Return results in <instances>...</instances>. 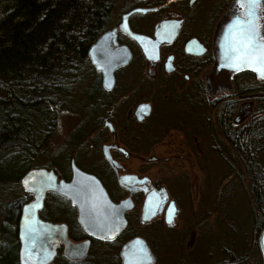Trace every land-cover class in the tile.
Instances as JSON below:
<instances>
[{"label":"flooded vegetation","instance_id":"1","mask_svg":"<svg viewBox=\"0 0 264 264\" xmlns=\"http://www.w3.org/2000/svg\"><path fill=\"white\" fill-rule=\"evenodd\" d=\"M134 9L145 12L129 15L128 26L150 39L147 55L119 30L123 15ZM247 11L240 0H131L116 16L105 30H114L108 47H124L130 58L113 70L107 89L102 73L91 64L93 97L85 123L88 127L93 121L92 129L62 155L63 167L50 157L53 163L45 168L65 184L76 168L102 186L108 201L92 205L86 222L74 192L46 190L35 214V193L25 188L13 233L20 264H50L55 259L83 264L86 258L93 263L97 257L90 253L96 245L105 246L106 254H101L107 263L101 264H125L124 254L133 242L137 250L140 243L146 246L157 264V234L177 228L182 218V200L166 185L167 171L191 170L194 161H203L209 152L223 155L224 128L244 124L256 101L264 106L257 99L264 95V78L227 68L221 52L225 30L238 18L249 19ZM253 11L258 41L264 42V0ZM183 172L172 177L180 181ZM89 186L81 190L87 193ZM184 197L191 201L187 192ZM47 223L56 229L47 230ZM78 245L85 246L80 257Z\"/></svg>","mask_w":264,"mask_h":264},{"label":"trees","instance_id":"2","mask_svg":"<svg viewBox=\"0 0 264 264\" xmlns=\"http://www.w3.org/2000/svg\"><path fill=\"white\" fill-rule=\"evenodd\" d=\"M120 1L0 0V205L18 178L42 160L38 154L55 127L51 118L65 106L59 89L76 79L90 45L115 21ZM224 135L240 156L234 179L247 184L251 194L254 244L246 254L261 264L255 243L264 226V106L244 124L225 127ZM8 248L0 241V264H18L17 252ZM230 256L221 264H243L244 258Z\"/></svg>","mask_w":264,"mask_h":264},{"label":"rangeland","instance_id":"3","mask_svg":"<svg viewBox=\"0 0 264 264\" xmlns=\"http://www.w3.org/2000/svg\"><path fill=\"white\" fill-rule=\"evenodd\" d=\"M130 2L131 0H121L115 10L116 16L119 17L118 14L121 13ZM102 33L98 37H100ZM94 43L96 42H93L90 47L94 45ZM85 61L86 63L81 62L79 65V69L75 74L76 79L62 83L63 89H59L61 92H59L58 99L62 100L65 106L61 111L60 109L55 111L57 114L56 118L50 116L54 121L55 127L48 132L46 136L47 139L42 144L43 147L38 154L41 158L51 157L56 166L60 168L63 167L62 155L68 151L70 152V150L73 149L72 145L77 142L83 134L88 135L94 123L92 121L88 127H86L87 125L85 123L88 118L87 113H90L88 110L92 101L91 97H93L92 87L94 82L93 69L91 68L92 62L88 51ZM92 65L94 66V64ZM239 77H243V75ZM246 79L248 80V78ZM241 82H244V80ZM257 99L260 100L259 105L264 104V95L258 94ZM255 106H257L256 109L261 107L258 106V101H256ZM212 119H214V117ZM80 129L81 133H79ZM209 133L214 137L213 133L215 132L212 133L209 130ZM89 137L90 135L87 138ZM84 143L86 142L84 141ZM85 147L88 148V145ZM222 151V157L209 152V156L207 155L203 161H194L191 170L187 169L186 172H183V169L177 170V172H175L177 175L182 172L186 174L180 181L177 176V179L173 178L175 173L167 171L166 174L168 176L166 177V185L175 196H179V199L182 200V218L177 228L161 231V233L159 231V234H157L159 235V237L156 238L158 246L157 264L228 263L231 261V259H229L231 253L235 259L244 258L243 264H255L254 259L250 260V255L246 254L248 248H251V246L253 248L254 244L251 241L253 240V237L251 239L252 223L248 219L249 208L251 206V194L247 184L243 183L242 185L234 179L235 175L240 172L237 165L240 161V156L239 153L233 151L227 139L224 141ZM35 162L36 164H42L44 161L36 160ZM154 172L155 171H153V174ZM175 190L178 192H174ZM185 192L190 195V202L187 200L185 201ZM190 192H192V195ZM24 193L25 189L22 188V186L18 187L13 185V190L6 193V197L4 198L5 207L11 208L16 204H20ZM12 226L13 225L8 224L7 221L5 222L4 216L0 213V241L6 242V238L10 240L11 233L13 234L14 230H11ZM257 236L258 234L256 235L255 245L260 257ZM241 238H245L246 242L241 240ZM16 239L17 238H12L9 244L11 249L17 252V262L20 264L17 250L19 242H17ZM104 248L105 246L102 247V245L93 246L90 257L94 255L97 257V260L91 263L92 259L86 258L83 264L89 262V259V264H101L100 262L107 263V261H105L107 259H104V254H101L105 253ZM116 254L117 253L114 252V256ZM56 261L55 259L50 264H60ZM111 261L113 260L111 259ZM153 261L154 260L149 264H153Z\"/></svg>","mask_w":264,"mask_h":264},{"label":"water","instance_id":"4","mask_svg":"<svg viewBox=\"0 0 264 264\" xmlns=\"http://www.w3.org/2000/svg\"><path fill=\"white\" fill-rule=\"evenodd\" d=\"M135 12H145V10L134 9L128 12L127 14L123 15L122 20L119 24V30L124 34H126L130 39L134 40L141 47L143 53L147 55L150 39L145 36L133 33L128 26V22H127L128 17L129 15ZM247 28L235 22L231 26H228L227 29L225 30L224 35L222 37V40H224V45L221 47V52L224 54V58L226 61L224 65L227 66V68L233 70L235 69L240 71L248 70L256 74L258 78H263L255 70V66H249V64L247 63H240L239 67L229 66L231 63L235 62L232 59V57H234L237 54L235 49L237 47L239 29H247ZM113 33L114 30L103 33L98 38L96 43L93 46H91L88 51L92 64H94L96 70L98 72L100 71L103 75L102 82L104 88L106 89L109 88L108 82L110 81L111 84L113 82V75H112L113 70L118 65L125 64L130 58V54L124 47H122L118 51L109 50L108 45H109V41L113 38L112 35ZM256 39L258 41V36H256ZM83 183H86V185H90L88 191H86L88 194L85 192L79 193L80 190L83 188L81 186ZM23 184H25V186H27L30 190H33L35 192L36 204L34 205L33 208L35 214L42 207V200L44 197V193L46 190H48V188L59 189L61 192L66 193L68 195L74 192L75 197L78 198L80 212L84 218L88 212L92 211L93 209L92 205H104V203L108 201V198L102 186L96 180L87 178L76 168H73V177L71 182L68 184H65L64 182L56 183L52 176L46 175L41 170L31 171L28 174H26L25 179H23ZM96 192L98 193L99 196H96V199H93L95 197L92 198L91 194H95ZM35 219H33V221ZM85 221L87 222L86 218ZM43 225H47L46 226L47 230L50 231L55 230L56 229L55 227H57V226L52 227L51 224L49 223ZM25 230L26 229L24 228L23 231L25 232ZM43 230L46 231V228H43ZM133 243L130 245V247L132 246L130 251L124 254L125 264L151 263L152 258L150 257V254L146 246L140 243V246H138L139 250H137L136 247L133 246ZM257 245L260 253L261 264H264V226L261 228V230L258 233ZM75 251L77 256L80 257L84 254L85 246L78 245Z\"/></svg>","mask_w":264,"mask_h":264},{"label":"snow or ice","instance_id":"5","mask_svg":"<svg viewBox=\"0 0 264 264\" xmlns=\"http://www.w3.org/2000/svg\"><path fill=\"white\" fill-rule=\"evenodd\" d=\"M242 6L247 7L246 15L249 19L245 20L238 18L237 24L250 25L247 29H239L237 54L232 57L235 61L230 67H239L240 63H247L249 66H255V70L261 77H264V42H259L256 39L257 33L253 24L256 18V13L253 11L259 6V0H240Z\"/></svg>","mask_w":264,"mask_h":264},{"label":"bare ground","instance_id":"6","mask_svg":"<svg viewBox=\"0 0 264 264\" xmlns=\"http://www.w3.org/2000/svg\"><path fill=\"white\" fill-rule=\"evenodd\" d=\"M95 44V43H94ZM93 46V45H92ZM89 49H90V47H89ZM89 49H88V51H89ZM78 135V134H77ZM44 162L42 163V164H36L34 167H32V168H30L28 171H26V172H24L19 178H18V183L17 184H15L16 186H22V188H26V189H28L29 191H31V192H33V193H35L33 190H30L27 186H25V184H23V179H25V175L26 174H28L29 172H31V171H37V170H41V171H43L46 175H49V176H52L53 178H54V180H55V182L56 183H58L57 181H56V178L54 177V175L52 174V172L51 171H47L45 168H46V164L47 163H49V164H52L53 162L49 159V157H46V158H41ZM60 183V182H59ZM84 185H86V183H83L81 186L83 187ZM12 186V183L11 184H9V188ZM9 188H7V189H9ZM12 188V190H13V187H11ZM49 189V188H48ZM51 189V188H50ZM12 190H10V192L12 191ZM80 192H82L83 193V190H80ZM35 197H36V195H35ZM43 199H44V197H43ZM22 200L23 199H21V201H20V204H16V205H14L13 207H11V208H9V207H5L4 208V205H5V203H3V205H0V213H1V215L2 216H4V217H10L9 218V221H8V224H12L13 225V223L15 224V226L17 225V219L15 220V222H14V219H12V216H14L15 215V217L17 218V216L18 215H16L17 213L16 212H18V209L21 207V202H22ZM5 202V201H4ZM42 202H43V200H42ZM36 204V199H34V205ZM34 205H33V208H34ZM11 214H13V215H11ZM6 219V218H5ZM4 219V220H5ZM5 222H6V220H5ZM51 226L52 227H54V226H56V225H53V224H51ZM14 229V225L11 227V230H13ZM5 234H7V233H5ZM6 240V242L7 241H9L8 239H5ZM6 242H4V243H6ZM8 243V245H9V247L11 248V246H10V244H9V242H7ZM6 243V244H7ZM10 248H8L7 249V251L8 250H10ZM13 250V249H12Z\"/></svg>","mask_w":264,"mask_h":264}]
</instances>
